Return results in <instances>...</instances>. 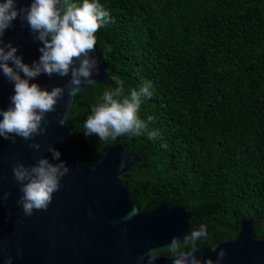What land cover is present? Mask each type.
I'll use <instances>...</instances> for the list:
<instances>
[{"label":"trees","instance_id":"obj_1","mask_svg":"<svg viewBox=\"0 0 264 264\" xmlns=\"http://www.w3.org/2000/svg\"><path fill=\"white\" fill-rule=\"evenodd\" d=\"M99 2L115 21L96 33L106 79L78 93L64 125L79 162L119 143L140 158L120 176L140 210L187 208L189 231L208 228L199 245L233 237L242 217L264 237V0ZM113 76L126 95L152 82L138 115L154 118L148 126L159 137L84 135L92 108L117 87Z\"/></svg>","mask_w":264,"mask_h":264},{"label":"water","instance_id":"obj_2","mask_svg":"<svg viewBox=\"0 0 264 264\" xmlns=\"http://www.w3.org/2000/svg\"><path fill=\"white\" fill-rule=\"evenodd\" d=\"M28 4L30 0H21L17 7ZM4 40L17 47L24 63L31 65L38 60L40 42L33 40L26 22L21 26L20 20L14 21V27L5 32ZM91 55L96 56L100 69L99 75L93 73V81L103 84L108 64L97 50ZM20 75L23 77L22 72ZM69 79L70 76L41 74L29 83L51 90L53 86L65 85ZM87 88L82 84L81 92ZM13 94L14 84L0 70V109L10 106L9 97ZM71 101L66 92L57 103L56 111L46 114L45 133L32 141L16 136V142L12 143L0 137V196L10 193L6 199H0V264L8 256L12 257V264H137L138 255L165 247L173 236L182 238L189 232L191 212L177 205L158 204L140 210L130 220H122L134 206L138 207L120 176L140 158L115 143L97 162L80 163L76 150L64 136L65 126L58 123V118L68 116ZM37 141L41 144L40 150L28 146ZM49 144L60 152V159L69 166L70 172L62 178L61 188L53 195L46 211L24 216L17 204L22 193L13 178L12 167L17 162L32 165L41 156L57 162L52 161L51 153L46 150ZM122 158L126 160L123 169L118 167ZM213 246L226 251L221 264H264V237L255 235L251 218L242 217L236 234ZM158 254L155 264H172V257ZM195 254L201 260L216 259V251L209 246L199 245Z\"/></svg>","mask_w":264,"mask_h":264},{"label":"clouds","instance_id":"obj_3","mask_svg":"<svg viewBox=\"0 0 264 264\" xmlns=\"http://www.w3.org/2000/svg\"><path fill=\"white\" fill-rule=\"evenodd\" d=\"M21 0H2L0 2V70L4 77L14 84V94L9 97L10 106L0 109V137L15 143L19 136L25 141H32L35 136L43 135L48 120L46 114L56 111L57 103L67 95L73 99L81 92V85L93 83V73L99 75L100 69L95 55L96 33L102 27L114 23L110 12L99 0H30L27 6L17 7ZM26 22L33 40L39 41L38 60L31 65L23 62L17 54V47L11 41L5 42V32L14 27V21ZM11 62V64L9 63ZM23 73V77L20 73ZM41 74L49 77H69L63 86H53L51 90L40 87L34 80ZM117 87L106 89L100 102L91 110V115L84 122V135H96L101 141H115L118 137L147 135L149 139L159 137L155 129H149L148 122L138 115L145 98L154 94L153 84L144 80L141 85L125 94L124 82L113 76ZM71 101V103H72ZM69 104V107L71 105ZM67 114L58 118L59 125H65ZM30 148L40 150L41 144L29 143ZM51 153V162L41 156L32 165L17 162L12 167L13 178L20 186L22 195L17 204L22 207L24 216H32L34 211H46L52 203L53 195L61 188V180L69 172V166L60 159V152L49 144L46 149ZM122 158L119 168L125 167ZM10 193H4L0 199H6ZM135 206L122 220H130L140 213ZM91 216V212H89ZM209 236L206 225L192 229L182 238L173 236L167 245V256L172 257V264H221L226 256L223 248L215 246L216 259L207 257L203 260L195 254L201 241ZM20 250H17V255ZM160 254L146 251L136 257L137 264H155ZM145 256L147 260L145 261ZM3 264H12V257L4 259Z\"/></svg>","mask_w":264,"mask_h":264}]
</instances>
